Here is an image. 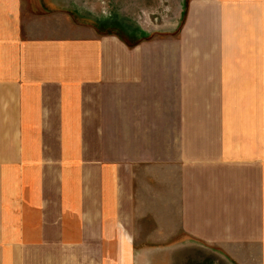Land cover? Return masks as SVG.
<instances>
[{
  "label": "crops",
  "instance_id": "obj_1",
  "mask_svg": "<svg viewBox=\"0 0 264 264\" xmlns=\"http://www.w3.org/2000/svg\"><path fill=\"white\" fill-rule=\"evenodd\" d=\"M101 1L0 0V264H264V0Z\"/></svg>",
  "mask_w": 264,
  "mask_h": 264
},
{
  "label": "rangeland",
  "instance_id": "obj_2",
  "mask_svg": "<svg viewBox=\"0 0 264 264\" xmlns=\"http://www.w3.org/2000/svg\"><path fill=\"white\" fill-rule=\"evenodd\" d=\"M104 1H106V0H104ZM95 3H99L101 6H103V4H104V2H102L101 0H97V2H96V0H95ZM122 3H123V0H118L117 1V3L116 4H119V6H120V8H121V10H120V12H121V14H122ZM107 10H108V8L106 9V13H107Z\"/></svg>",
  "mask_w": 264,
  "mask_h": 264
}]
</instances>
